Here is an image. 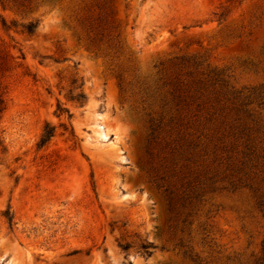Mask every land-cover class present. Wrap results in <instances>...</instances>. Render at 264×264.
Segmentation results:
<instances>
[{"label": "rangeland", "instance_id": "374dc122", "mask_svg": "<svg viewBox=\"0 0 264 264\" xmlns=\"http://www.w3.org/2000/svg\"><path fill=\"white\" fill-rule=\"evenodd\" d=\"M0 264H264V0H0Z\"/></svg>", "mask_w": 264, "mask_h": 264}, {"label": "trees", "instance_id": "16d2710c", "mask_svg": "<svg viewBox=\"0 0 264 264\" xmlns=\"http://www.w3.org/2000/svg\"><path fill=\"white\" fill-rule=\"evenodd\" d=\"M36 27H37L36 23L31 21V22L27 23L24 26V29L26 30V32L28 34H33L35 32V30H36ZM72 98L75 99L76 101L82 103L85 100V94L82 91H80L79 93H77ZM57 110H59V115L68 112L67 109L62 108L59 105H58V109ZM54 133H55L54 126H52L49 123H46V125L44 126V129H43V132L41 134L38 146L41 147V146H44L46 143H48L49 140L54 136ZM6 214H8V213H6ZM8 220L12 224V217H8ZM142 246L145 249L148 248V245H142Z\"/></svg>", "mask_w": 264, "mask_h": 264}]
</instances>
